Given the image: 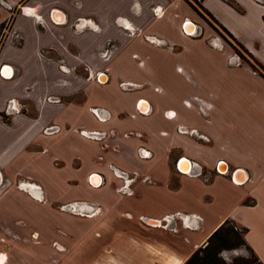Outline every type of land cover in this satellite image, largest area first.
I'll use <instances>...</instances> for the list:
<instances>
[{
    "label": "crops",
    "instance_id": "1",
    "mask_svg": "<svg viewBox=\"0 0 264 264\" xmlns=\"http://www.w3.org/2000/svg\"><path fill=\"white\" fill-rule=\"evenodd\" d=\"M230 1L200 6L250 63L217 44L212 28L197 27L187 0H0V22L11 17L0 43V262L46 264L54 243L104 244L58 209L77 203L101 209L98 220L86 218L89 226L106 217L113 227L174 235L118 236L119 264H151L153 252L158 264H183L225 222L246 230L264 264V0ZM120 83L140 87L124 91ZM50 127L57 131L45 134ZM80 129L114 134L98 142ZM192 130L207 140L185 133ZM183 159L192 172H181ZM123 173L139 176L131 195L116 193ZM177 213L202 223L190 219L194 230L178 233L147 223ZM33 236L39 243L25 249ZM78 257L88 264L98 251Z\"/></svg>",
    "mask_w": 264,
    "mask_h": 264
},
{
    "label": "rangeland",
    "instance_id": "2",
    "mask_svg": "<svg viewBox=\"0 0 264 264\" xmlns=\"http://www.w3.org/2000/svg\"><path fill=\"white\" fill-rule=\"evenodd\" d=\"M189 4L192 6L193 10L196 12L198 19L197 23H194L197 27H210L214 31L213 34L215 36L213 39L216 40V43L219 45H225L230 46L233 50V57L240 60V61H246L250 63L251 57H249L246 53H244L243 50H241L230 38L229 36L220 29L214 21L211 20V18L206 15L202 10L201 6L198 2L194 0H187ZM0 4H3L0 2ZM11 23V17L9 16L4 22H0V43L7 35V32L9 31ZM202 31L201 29L198 30L196 33V36L201 35ZM163 45L161 46H165ZM175 50V49H174ZM124 195V194H123ZM39 201H43V196L40 195ZM71 204V203H68ZM77 204V203H75ZM66 205V204H63ZM61 206V205H60ZM59 206V207H60ZM93 212L95 209H98L99 206L95 205L93 206ZM59 209V208H58ZM90 209V208H89ZM60 210V209H59ZM62 213H69V212H63ZM101 213V209L95 216L99 215ZM71 216L80 218L81 222L77 227V230L80 232H84L85 234L91 237H96L97 235L101 236L103 243L95 244V242L88 241V240H79L76 241L71 248L65 247L63 244L54 243L51 245L52 249L56 253V255L52 254V258L50 260H46V264H81V260L79 256L82 253V257L85 255L86 252H94L98 251V257L88 260V264H119V261L113 260L112 256H116V254L113 250V247L115 246V243H113L114 239H116L118 236H133L138 238H149L148 240L154 241L158 238L164 239L168 241L170 238H172V234L160 231L156 229H150V227H141L138 224H135L134 226H120V227H113L110 223V221L106 219V217H102L99 220L101 221V224L95 225V226H89L86 220L95 218V216H90V210L83 209L81 210L78 207V212L76 213H70ZM89 214V215H88ZM154 215V214H153ZM88 218V219H86ZM96 219V218H95ZM94 220V219H93ZM98 220V218L96 219ZM112 221V220H111ZM110 223V224H107ZM147 228V229H146ZM225 232L230 233H236L239 235V237H242L244 235L242 229H239L234 223L229 222L225 227ZM231 238V239H230ZM30 242H38L39 239L33 238L31 241L25 242L24 246L26 247H33L35 244ZM35 247V246H34ZM134 250L139 251V248L137 245H134ZM201 249H203V253L200 254V258L198 260V264H259L256 259L250 254L248 249L245 247L243 242L240 240L229 237L225 240H216L213 243H211L209 246L204 245ZM133 250V251H134ZM27 251V250H25ZM102 253V254H101ZM71 254H73L71 256ZM104 254V256H102ZM102 256V257H101ZM70 257H72L70 259ZM98 260V261H97ZM161 260L158 259V256L153 252L152 259L150 261L151 264H158ZM85 262V258L82 259V263ZM4 262H1L3 264Z\"/></svg>",
    "mask_w": 264,
    "mask_h": 264
},
{
    "label": "built area",
    "instance_id": "3",
    "mask_svg": "<svg viewBox=\"0 0 264 264\" xmlns=\"http://www.w3.org/2000/svg\"><path fill=\"white\" fill-rule=\"evenodd\" d=\"M145 40L148 41L149 43H151L152 45H155V46H161V45H163V43L165 44V41L157 40L154 37H145ZM166 47L169 51H174V49H175L174 46L169 45L168 43H167ZM119 87L124 91H130V90H134L135 88H138L140 86L135 85L133 83H120ZM195 101L197 102L196 98H195ZM185 104L190 105V102L187 101V102H185ZM199 107L203 111V109H202L203 105H199ZM7 108H8V110H14V106L11 105L10 103L8 104ZM169 117H172V116H170V114H169ZM56 131H57V129L55 127H50V128L45 129L43 132L45 134H52V133H55ZM77 132H79L80 135H82L88 139L98 141V142L104 141V140H106V138H108L109 136L111 137L114 134L113 131H110L108 133H105V132L99 133V132L85 131L83 129H80ZM185 133H189L190 135L198 136L199 138H201L203 140H207V137L205 135L198 133L196 130H192V131L185 132ZM130 136H132V133H128V134L124 135L125 138H128ZM119 177L122 179V185L119 186L118 188H116V193L124 194V195H131L132 194L131 184L138 179V177H139L138 174H136V173L132 174V177L130 178L128 174L124 175V173H123ZM141 181L142 182H149L150 180L148 178H144ZM17 188L19 190H22V191H26V190L32 189V188L36 191H40L39 187L34 186V185H30V184H26V183L18 184ZM59 209H60V211L69 212V213L78 212V207H77V204H75V203L61 205L59 207ZM99 211H100V208L95 209L93 212H90L91 213L90 216L94 217L96 214H98ZM190 219H195L198 224L202 223V219L199 216H196L194 214L193 215H181V214L177 213L175 215L167 216L161 220H156L158 222V224L152 225V226L160 227L163 229H169L170 231H172L174 233H178L180 231V229H182V228L188 229V230H194V228L189 224ZM177 221H180V224H181L180 227H178V228L176 225ZM143 222H145V221H143ZM195 229H197V227Z\"/></svg>",
    "mask_w": 264,
    "mask_h": 264
},
{
    "label": "trees",
    "instance_id": "4",
    "mask_svg": "<svg viewBox=\"0 0 264 264\" xmlns=\"http://www.w3.org/2000/svg\"><path fill=\"white\" fill-rule=\"evenodd\" d=\"M196 2H198L200 4V2L202 0H194ZM230 5H233V2L230 0H226ZM226 34L229 35V33H227V31L224 28H221ZM230 36V35H229ZM231 37V36H230ZM229 222H225L220 228H218L209 238L208 242H207V246H209L211 243H213L216 240H225L229 237L236 238L238 240H240L243 242V244L245 245V247L248 249V251L250 252V254L256 259V261L261 264L258 259L255 257V255L253 254V252L249 249V247L247 246L245 240H244V235L242 237H239V235H237L236 233H230V232H225V227ZM243 233L245 234L246 230H243ZM231 239V238H230ZM203 253V249H199L197 250L188 260H186L183 264H198V260L200 258V254Z\"/></svg>",
    "mask_w": 264,
    "mask_h": 264
},
{
    "label": "bare ground",
    "instance_id": "5",
    "mask_svg": "<svg viewBox=\"0 0 264 264\" xmlns=\"http://www.w3.org/2000/svg\"><path fill=\"white\" fill-rule=\"evenodd\" d=\"M187 26H189V25H187ZM189 28L191 29V32L194 31V27H193V26H189ZM3 72H4V75H5L6 77H10V76H11V74H10V69H5ZM179 168H180V170H181L182 172L187 173V172L190 171V169H191V165H190V163H189L188 161L183 160L182 162H180V164H179ZM90 181H91V183H92L94 186H98V184H99V178H98L97 176H93V177H91ZM150 221H151V220H147V223L150 222ZM149 224H151V223H149ZM152 225H153V224H152ZM0 264H1V262H0ZM174 264H181V262H175Z\"/></svg>",
    "mask_w": 264,
    "mask_h": 264
},
{
    "label": "water",
    "instance_id": "6",
    "mask_svg": "<svg viewBox=\"0 0 264 264\" xmlns=\"http://www.w3.org/2000/svg\"><path fill=\"white\" fill-rule=\"evenodd\" d=\"M187 25H192L190 22H188V21H186L185 22ZM194 33V31L193 32H188L187 34L188 35H192ZM5 69H8L7 67H4V70ZM184 160V159H183ZM182 172V171H181ZM189 172H192L191 170L189 171ZM182 173H184V172H182ZM188 173V172H187ZM149 223H151V224H153V225H157L158 224V222L157 221H150Z\"/></svg>",
    "mask_w": 264,
    "mask_h": 264
}]
</instances>
